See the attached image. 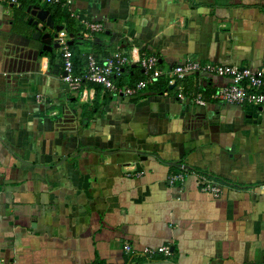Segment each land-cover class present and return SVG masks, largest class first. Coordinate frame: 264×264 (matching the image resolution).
Instances as JSON below:
<instances>
[{
  "label": "crops",
  "instance_id": "crops-1",
  "mask_svg": "<svg viewBox=\"0 0 264 264\" xmlns=\"http://www.w3.org/2000/svg\"><path fill=\"white\" fill-rule=\"evenodd\" d=\"M17 8L0 4V264H264V105L215 99L230 80L203 73L177 83L184 100L165 79L128 98L83 83L82 98L61 80L58 48L40 54L34 27L15 29ZM71 11L104 26L88 39L76 18L73 31L56 24L75 74L88 54L132 45L167 72L264 67V0H72ZM130 68L120 87L145 77Z\"/></svg>",
  "mask_w": 264,
  "mask_h": 264
},
{
  "label": "built area",
  "instance_id": "built-area-1",
  "mask_svg": "<svg viewBox=\"0 0 264 264\" xmlns=\"http://www.w3.org/2000/svg\"><path fill=\"white\" fill-rule=\"evenodd\" d=\"M46 5L57 6L61 9H68L70 18H76L81 26L80 36L92 38L94 34L102 33L104 26L101 23L90 22L83 17H78L71 11L72 0H42ZM2 5H17L16 0H0ZM59 55L62 59L61 80L72 91L79 93L82 98L87 96L82 84L100 86L104 91L113 94H120L124 97H132L139 92L153 87L159 80L165 79L167 86L176 87L177 83L188 75L211 74L218 77H226L230 83L216 91L213 97L220 99L230 105H264V67L258 70L239 67L234 65H221L215 63H201L197 60H189L176 65L171 71H163L159 68L158 58L146 53L136 45H132L125 52L114 53L101 60L96 59L92 54L86 56V64L80 74L74 73L73 54L68 45L67 32H60L56 37ZM130 66H137L145 74V77L136 81L133 85L118 86V80L123 76L125 69ZM176 98L184 100L186 94L181 86L176 87ZM168 94V89L163 92ZM188 97V95H187ZM197 103L204 104L197 99ZM198 186L201 191L211 193L217 197L220 189L212 183V180L200 174ZM183 176L177 174L170 177V181H182ZM125 251H132L127 245ZM168 248H144L141 253L151 256L155 253H167Z\"/></svg>",
  "mask_w": 264,
  "mask_h": 264
},
{
  "label": "water",
  "instance_id": "water-1",
  "mask_svg": "<svg viewBox=\"0 0 264 264\" xmlns=\"http://www.w3.org/2000/svg\"><path fill=\"white\" fill-rule=\"evenodd\" d=\"M26 13L30 15L27 22L28 26L34 27V32L31 37L42 45L40 54L42 52H51L52 49H57L58 43L56 37L60 31L64 30V27L56 25L51 18L50 12L46 9L28 6L26 8ZM46 29L54 31V34L44 32Z\"/></svg>",
  "mask_w": 264,
  "mask_h": 264
},
{
  "label": "trees",
  "instance_id": "trees-1",
  "mask_svg": "<svg viewBox=\"0 0 264 264\" xmlns=\"http://www.w3.org/2000/svg\"><path fill=\"white\" fill-rule=\"evenodd\" d=\"M16 2H17L18 8L15 10V15H14L15 16V22H16L15 23L16 24L15 25V29L17 31H21V30L29 27L28 24H27L28 14L26 13V8L28 6H36V5L31 4L32 0H16ZM12 6H14V4ZM21 10H23V11H21ZM47 10L50 12L51 18L53 19L55 24H61V23L64 22L66 28L69 30L70 22L73 19H71L69 17L70 15L67 13V11H65L64 9H60V7H55V9H53L51 7H48ZM25 17H26V19H24ZM71 48L72 47H70V49ZM71 52H72V50H71ZM43 53H46V52H42L41 54H43ZM72 54H73V52H72ZM74 55L75 54H73V65H74V73H75V69H76V65L75 64H76V62L74 61V57H75ZM129 69L131 71H133V68H130V67L125 69V71L129 70ZM125 71L123 73V76L125 75L124 77L131 75L130 71H129L130 73L129 72H125ZM119 84H120V80L117 82L118 86H120ZM184 92H185V94L188 93V91L185 88H184Z\"/></svg>",
  "mask_w": 264,
  "mask_h": 264
},
{
  "label": "rangeland",
  "instance_id": "rangeland-1",
  "mask_svg": "<svg viewBox=\"0 0 264 264\" xmlns=\"http://www.w3.org/2000/svg\"><path fill=\"white\" fill-rule=\"evenodd\" d=\"M24 8V7H23ZM21 11H23V10H21ZM15 19V18H14ZM24 19H26V17L24 18ZM77 26V23L76 22H72L71 21V23H70V25H69V28L71 27L72 29H71V31H73L74 29H75V27ZM22 31V30H21ZM18 32H20V31H18ZM23 33V32H22ZM21 33V34H22Z\"/></svg>",
  "mask_w": 264,
  "mask_h": 264
}]
</instances>
